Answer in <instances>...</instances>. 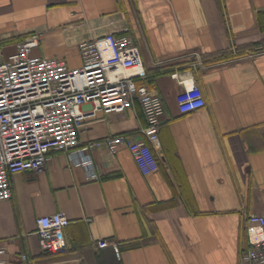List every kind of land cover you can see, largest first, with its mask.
<instances>
[{
    "label": "crops",
    "instance_id": "1",
    "mask_svg": "<svg viewBox=\"0 0 264 264\" xmlns=\"http://www.w3.org/2000/svg\"><path fill=\"white\" fill-rule=\"evenodd\" d=\"M36 31L43 35L33 54L70 67L83 64L78 44L85 39L134 38L147 72L136 82L165 103L161 164L144 174L128 147L107 148L114 134L142 136L138 102L124 112L98 111L80 132L82 146L96 143L89 152L98 179L65 151L9 177L0 262L241 264L247 214L264 213V0H0L6 54ZM247 50L255 55L245 57ZM192 80L206 104L182 113L177 95ZM59 211L71 219L67 246L46 253L37 218ZM100 239L119 242L121 257Z\"/></svg>",
    "mask_w": 264,
    "mask_h": 264
},
{
    "label": "built area",
    "instance_id": "2",
    "mask_svg": "<svg viewBox=\"0 0 264 264\" xmlns=\"http://www.w3.org/2000/svg\"><path fill=\"white\" fill-rule=\"evenodd\" d=\"M41 33L36 31L20 40L10 54L0 43V201L12 197L11 174L44 167L54 151L67 152L73 163L88 170L89 179H98L89 152L96 143L82 146L81 128L98 111L124 112L137 102L146 118L140 129L142 136L114 134L106 139L107 148L114 154L125 145L141 173L157 171L161 164L156 152L158 132L166 108L160 94L136 82L147 72L134 38L112 32L85 39L78 44L83 64L70 67L62 58L33 54L42 40ZM246 52L245 57L255 55L252 50ZM202 92L194 80L185 84L177 95L180 112L204 107ZM88 103L93 108L84 110ZM246 220L248 243L240 262L264 264V213H249ZM70 222L63 211L38 217L36 233L41 249L46 253L65 249V227ZM98 244L111 246L121 257L119 242L100 239ZM4 251L0 248V253ZM22 257L27 259L28 255Z\"/></svg>",
    "mask_w": 264,
    "mask_h": 264
}]
</instances>
